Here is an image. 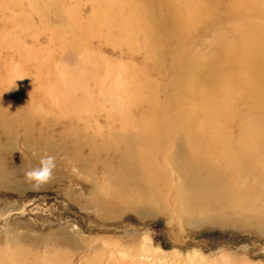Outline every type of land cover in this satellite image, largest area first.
Instances as JSON below:
<instances>
[{"label":"rangeland","instance_id":"1","mask_svg":"<svg viewBox=\"0 0 264 264\" xmlns=\"http://www.w3.org/2000/svg\"><path fill=\"white\" fill-rule=\"evenodd\" d=\"M127 1L152 10L136 36L113 0H0V102L58 149L3 151L0 264H264V73L240 61L264 63V0ZM205 113L202 145L185 141ZM138 124L158 167L123 195L110 177Z\"/></svg>","mask_w":264,"mask_h":264},{"label":"bare ground","instance_id":"2","mask_svg":"<svg viewBox=\"0 0 264 264\" xmlns=\"http://www.w3.org/2000/svg\"><path fill=\"white\" fill-rule=\"evenodd\" d=\"M106 4L108 5V3H106ZM112 4H113V9L117 10V11L115 10L116 13L119 12L118 17H119V15H121V11L125 7H130L129 13L132 14V16L137 17L138 26L137 25L133 26V25H128V24L123 23L124 27H131L132 29H136V33L134 34V36H136V34H138L137 31H139L141 27H144V25L148 26L149 18L152 15V10L150 9L149 5H146L145 7L143 6L144 10H143L142 16L139 15V16H141V17H139L137 14L138 12L135 13V11L132 8L133 1L122 2V0L121 1L113 0ZM197 5H198L197 2H192V1L188 2L189 7H188L187 12H185V14H186L185 17L188 16V19L186 20V22L194 19L195 16L197 15V9H196ZM118 17H117V15H115L111 20L114 21ZM115 23H117V21ZM138 28H139V30H138ZM132 38H134V37H131V39ZM145 39H146V41L149 40V39L147 40L146 37H145ZM132 42H134V41H132ZM244 55L245 56H243V58L240 57V61H242V64L248 63V65H250L249 66L250 67V73L252 75L264 73V63L258 62L255 59L256 55L252 54V51H249L248 53H245ZM227 59H228V61L231 60L230 64L232 67V71H233V69H236L238 64H235V63L237 61L233 62L232 57H227ZM250 61H253V62L251 63ZM255 69H257V70H255ZM229 74H231V73L229 72ZM234 74H235V72L233 71L232 75H234ZM234 78H235V76H234ZM230 79H231V75H229L228 80H230ZM226 90L229 91L230 87H228ZM263 95H264V92H263ZM210 100L213 101L211 96H209L206 100L204 99L203 107L205 105L207 106V103H209ZM24 108H25V105H22V103H20V105L5 109L4 105L0 102V167H5L2 163V160H1V159H3V155H4L3 151L5 152L10 148L16 147L18 144V139L21 140V142H22L21 144L23 146V149H25L27 151L34 150L37 153H41L44 150L48 151V152H53V151L58 152V149L53 144L54 141H53L52 137L45 138L41 133H40V136L34 137L37 132L39 133V131L35 130V127L33 125L32 118H31V114L26 113V110H24ZM204 108L208 109L209 107H204ZM205 114L209 117L205 118V120H204L205 123L202 125L197 124L198 121H196L193 118L188 119L187 128L185 127L186 129L183 130V131H186L187 137L186 136L184 137V135L181 134V137L184 138L185 141H187V139L188 140L193 139L197 143H199V141L203 140L206 137V135L202 136V134H204L206 131H208V127L210 124V114L209 113L208 114L205 113ZM22 116L24 117L23 119H22ZM211 125H212V123H211ZM18 126H20V127L18 129H16ZM21 129H23L24 133H23V135L19 136L16 133H17V131H20ZM193 131H195V132H193ZM198 133H199V135H198ZM259 133H260V131H259ZM123 135H127V134L123 133ZM159 136H160L159 132H157V131L155 132L152 129L151 130L145 129L141 124H138L135 133L131 137L123 136V138H122L123 140H121V143H122V147H125L127 149V152L125 153L124 151H122V153H121L120 165H119L120 169L118 170L119 173L118 174L115 173L113 177H110L111 182L113 183V185L116 188V192L123 194V195H126L128 193L131 194L132 191H131V187L129 186V184L131 182L135 183V181L137 183H139L140 179L146 175V171L143 167H158L156 165V160L154 158H151L152 155L150 154V152L152 149H154L155 145L157 144L156 141L158 140ZM247 136L248 135L246 134V137ZM260 136H262V135L260 134ZM190 142H191V140H190ZM243 142H244V138H243ZM183 144H184V142H183ZM200 144L201 143H199V145ZM243 144L245 146V143H243ZM181 147H183V146H181ZM61 150L64 151L65 149L63 148ZM169 150H170V147L168 149V152H169ZM192 156H194L193 153H192ZM129 157L131 159H129ZM78 158H80V161L82 162L83 157L78 156ZM147 158L151 159L148 163L146 160ZM83 161H85V160H83ZM233 164H235V163H232L231 165H229L227 167H232V166H234ZM131 167H140L139 169L134 170L133 177L126 175V171L128 169H129L128 171H130ZM236 167H238V166L236 165ZM136 170H138L139 172L136 173L135 172ZM136 174H139V175H136ZM3 175H4V173L0 175L1 180L6 179ZM121 176H124V177H121ZM152 182H150V183L152 184ZM181 183H183V182H181ZM178 190H179V188H178ZM198 190L197 191L196 190L191 191L190 189H187V193H186L185 198L190 203H192V205L197 202L196 204H199L202 206H210V204L214 201V200H212V198L214 197V191H212L213 189L207 190V191H198ZM157 193L158 192L149 193L147 196V200H148V198L153 199ZM130 194L128 196H130ZM167 197H168V195H167ZM253 200H254V198H253Z\"/></svg>","mask_w":264,"mask_h":264}]
</instances>
